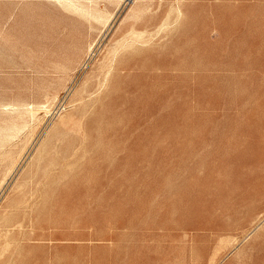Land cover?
Returning a JSON list of instances; mask_svg holds the SVG:
<instances>
[{
	"label": "rangeland",
	"instance_id": "obj_1",
	"mask_svg": "<svg viewBox=\"0 0 264 264\" xmlns=\"http://www.w3.org/2000/svg\"><path fill=\"white\" fill-rule=\"evenodd\" d=\"M0 264H264V0H0Z\"/></svg>",
	"mask_w": 264,
	"mask_h": 264
},
{
	"label": "bare ground",
	"instance_id": "obj_2",
	"mask_svg": "<svg viewBox=\"0 0 264 264\" xmlns=\"http://www.w3.org/2000/svg\"><path fill=\"white\" fill-rule=\"evenodd\" d=\"M54 1H56V2H58V3H60V2H61V0H54Z\"/></svg>",
	"mask_w": 264,
	"mask_h": 264
},
{
	"label": "crops",
	"instance_id": "obj_3",
	"mask_svg": "<svg viewBox=\"0 0 264 264\" xmlns=\"http://www.w3.org/2000/svg\"><path fill=\"white\" fill-rule=\"evenodd\" d=\"M13 21L15 22V17H13ZM14 31H15V29H14Z\"/></svg>",
	"mask_w": 264,
	"mask_h": 264
}]
</instances>
